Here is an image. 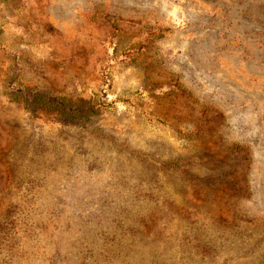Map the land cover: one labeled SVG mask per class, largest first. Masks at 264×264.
I'll list each match as a JSON object with an SVG mask.
<instances>
[{
    "label": "rangeland",
    "instance_id": "rangeland-1",
    "mask_svg": "<svg viewBox=\"0 0 264 264\" xmlns=\"http://www.w3.org/2000/svg\"><path fill=\"white\" fill-rule=\"evenodd\" d=\"M0 264H264V0H0Z\"/></svg>",
    "mask_w": 264,
    "mask_h": 264
}]
</instances>
